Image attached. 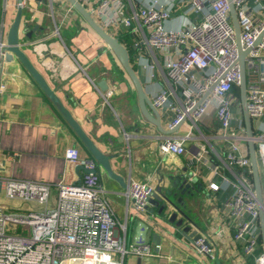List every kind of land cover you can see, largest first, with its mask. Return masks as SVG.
Listing matches in <instances>:
<instances>
[{"label": "built area", "instance_id": "2783aa9c", "mask_svg": "<svg viewBox=\"0 0 264 264\" xmlns=\"http://www.w3.org/2000/svg\"><path fill=\"white\" fill-rule=\"evenodd\" d=\"M77 2L111 36H123L134 67L143 61L141 66L149 71V78L157 77L164 82L165 89L154 94L152 105L174 113L166 126L168 131L183 120L197 130L191 161L208 168L218 179L205 181L206 189L228 193L223 204L225 213L212 214L206 235L192 241L197 253L205 261L213 260L216 242L224 235L218 225L221 221L225 237L233 243L235 251L240 248L241 260L252 257L254 264H264L263 253L259 251V206L247 152L249 138L238 92V48L228 0ZM231 4L239 25L241 49L247 50L246 109L264 182V0H231ZM75 13L71 6L65 7L61 23ZM173 15L182 17L184 22L177 31H168L164 23ZM8 60L9 52L1 35L0 95L6 89L1 75ZM110 94L106 92V97ZM210 113L217 122L215 137L221 144L219 154L214 151V161L208 149L211 137L204 135L198 125ZM184 139L164 137L158 150L167 155H185ZM1 146L0 141V150ZM63 157L69 165L87 171L79 184L0 178V189L6 199L21 204L34 202L41 207L39 211H27L21 206L8 209L0 205V264H127L130 258L139 262L168 259L171 239L157 233L152 246L144 237L148 226L155 223L145 209L156 192L151 184L129 179L123 190L126 210L137 220L139 230L127 242L119 233V229L125 232V225L117 221L108 192L100 185L96 161L81 156L76 147H66ZM199 176L201 172L193 170L190 181ZM52 192L55 200L51 204ZM262 199L264 206L263 191Z\"/></svg>", "mask_w": 264, "mask_h": 264}, {"label": "crops", "instance_id": "0c3cea01", "mask_svg": "<svg viewBox=\"0 0 264 264\" xmlns=\"http://www.w3.org/2000/svg\"><path fill=\"white\" fill-rule=\"evenodd\" d=\"M52 3L54 18L51 16L50 20L45 18L48 8L46 1L26 0L24 3L20 28L23 26L31 30L33 26H37L30 39L21 37V33L19 35L22 49L32 65L97 148L112 156L113 171L121 175L126 183L129 179L147 182L156 191L157 188L162 189V185H168L170 177L174 175L184 174L189 182L193 170L201 172V177L190 181L199 192L193 193V196L187 195L185 200L191 215L195 209L202 208L204 213L195 219L192 216V219L208 230L212 214L219 216L225 213L223 204L228 193H214L206 189L205 181L218 179L210 174L208 168L203 165L196 166L191 161L198 136L197 130L191 127L189 121L182 123L170 134H162L150 125L138 109L132 85L125 82L124 74H118L116 69L121 66L116 63L109 49L104 47V43H101V39L92 38L81 26L78 28L79 36L77 31L75 37L69 36V39L64 37L59 40L53 36L51 31L54 22L62 20L65 7L62 0H52ZM15 11L16 0H0V37L2 35L4 40ZM77 17L70 16L68 22H75ZM183 22L182 17L173 15L165 21L164 27L168 31H177ZM65 45L69 48L68 54L65 53ZM141 64L144 65L143 61ZM141 64L135 65L139 69L136 73L151 101L154 94L165 89V84L157 77L151 80L149 71L143 69ZM4 67L1 77L6 89L0 95V178L51 184L76 181L75 166L69 165L63 157L65 148L76 147L81 156H90L89 153L82 152L84 146L14 57H10ZM101 80L105 81L107 86L104 92L98 87ZM106 92H110V96L113 93L115 95L112 98L106 97ZM157 111L162 128L168 131L166 126L173 120L174 113L164 108H158ZM198 125L204 135L211 137L208 149L210 158L214 161L215 153L219 154L221 144L215 137L217 122L213 113ZM167 136L185 138V155H167L158 150L159 142ZM12 155L14 156L11 157ZM98 171L100 185L108 192L115 217L120 225H125V232L119 229V233L125 236L127 242H131L139 230L137 220L126 210L124 189L109 179L103 170L98 168ZM52 193L51 204L55 200V193ZM21 205L19 203V206ZM151 208L153 209L152 206ZM149 214L153 216L155 223L149 225L145 231V241L155 246L157 233L163 234L162 237L169 241L171 239L169 257L167 260L140 262L130 258L127 264H254L252 257L241 260L240 248L235 251L233 243L225 237L221 221L218 225L224 230V235L216 242L217 250L213 260L205 261L197 253L192 240L180 235L177 227L166 225L156 209ZM259 251L263 252L262 245Z\"/></svg>", "mask_w": 264, "mask_h": 264}, {"label": "water", "instance_id": "95a60500", "mask_svg": "<svg viewBox=\"0 0 264 264\" xmlns=\"http://www.w3.org/2000/svg\"><path fill=\"white\" fill-rule=\"evenodd\" d=\"M26 0H16V14L7 28L5 45L6 49L9 52V57H14L18 64L29 74L31 79L43 93L44 97L52 104L58 115L62 120L68 125V127L73 132L74 136L78 139L82 146L85 147L86 151L90 156L96 161L98 167L104 171V173L114 181L119 188L125 189L127 183L124 181V178L113 171L111 159L112 156L106 155L100 151L94 142L87 136L85 131L81 128L80 124L73 119L71 113L60 101L54 90L50 87L47 81L39 73L35 66L32 65L28 56L25 54L24 49L20 43V33L25 36V38L30 39L32 32H35L37 26L32 27V31L27 28H23L20 23L23 15V3ZM37 1H46L47 0H37ZM50 1V0H49ZM65 1L71 8L78 14L83 22L92 29L95 34L101 39L105 47H107L113 56L120 64L124 73L126 74L127 79L131 82L132 89L135 94V99L137 100L138 109L143 118L152 126L156 127L157 130L162 134H170L174 131H166L161 126V120L157 115V109L152 105V102L148 99L145 94L142 82L139 80L137 73L135 72L132 64H130L129 54L125 46H123L118 39L111 36L104 29H102L99 24H97L92 18L90 12L86 11L77 0H62ZM230 7V18L231 24L235 30L236 43L238 48V57L237 62L239 64L240 76H239V98L241 104L242 116L244 119L245 134L249 138L247 141V152H249L250 159V170L252 171V187L254 188L256 200L258 202V223L260 224V239L262 243L263 258H264V206L262 204V188L260 184V172L258 170V162L255 152V146L252 140V126L251 118L248 116L246 109V80H245V61L244 57L247 50L241 49V43L239 42V25H237L236 15L234 7L231 4V0H228ZM98 87L104 92L106 91V83L101 80L98 82ZM184 120L181 121L176 127L178 128ZM84 172H87L84 168L80 166H75V173L77 174V179L74 181L75 184H79L81 177ZM187 177L184 174L174 175L170 177V183L166 186L162 185L161 188H157L156 192L151 195L149 200V205L145 209L150 213L153 209L157 210L158 216L164 221L166 225H169L172 228H178L179 234L183 237L187 236L192 241L195 239L205 236L207 233V228L200 226L196 221H194L189 215L191 214L190 209L186 205L185 197L187 195L193 196V193L199 192L198 188L190 184V181H187ZM153 207V209L151 208ZM159 217V218H160ZM186 237V238H187ZM216 262H218L216 260ZM221 264V263H218Z\"/></svg>", "mask_w": 264, "mask_h": 264}, {"label": "rangeland", "instance_id": "374dc122", "mask_svg": "<svg viewBox=\"0 0 264 264\" xmlns=\"http://www.w3.org/2000/svg\"><path fill=\"white\" fill-rule=\"evenodd\" d=\"M63 6L64 7H68V4L65 2V1H63ZM52 5H53V3H52V0H47V6H48V10L46 9V15H45V18H48L47 20H50L52 17L54 18V16H53V12H52ZM54 6V5H53ZM22 12H23V10H22ZM76 14V13H75ZM78 17H77V19L78 20H76L75 22L74 21H64V22H62L61 23V21H59V22H54V25H53V29H52V31L51 32H53V36H56L55 38H59V40H62L64 37H67L68 39H69V36H70V38H73V37H75V31H77L78 32V36H79V33H80V31H78V28H79V26H81V27H83V29H85V30H87V32L92 36V38H97V39H100L96 34H95V32L92 30V29H90L86 24H85V22H83V20H82V18L78 15V14H76ZM52 16V17H51ZM75 19H76V17H75ZM79 24V25H78ZM64 26H67L66 28L64 27ZM24 35L23 34H21V37H23ZM101 41V40H100ZM101 43L103 44V42L101 41ZM104 45V44H103ZM104 47H105V45H104ZM65 48H66V52L65 53H67V51H68V53H69V48H68V46L67 45H65ZM110 51V50H109ZM111 52V51H110ZM67 53V54H68ZM112 57H113V54H112ZM114 58V60L116 61V63H118V61L116 60V58L115 57H113ZM134 69H135V72L137 71V72H139V69H138V67H134ZM124 76H125V74H124ZM120 82H122V81H120ZM125 82H127L128 83V85H131V82H129V80L127 79V77L125 76ZM133 88V87H132ZM114 93L110 96V98H112V97H114ZM133 95V94H132ZM243 146H245V144L243 143ZM260 177H261V188H262V191H263V196H264V182H263V177H262V174L260 175ZM21 204V203H20ZM0 205H4V206H6L8 209H17L18 208V206H19V202L18 201H14V200H12V201H10V200H8V199H6V197H5V194H4V192H3V190L2 189H0ZM21 207H22V209H24V210H27V211H30V210H33V211H39V210H41V207L39 206V205H37L36 203H34V202H30V203H22V205H21ZM200 207V206H199ZM201 208V207H200ZM204 212H202V208L201 209H199V210H196L195 209V211H194V214L193 215H191L190 213H189V215H191V217L193 216V219H195L196 217L198 218V216H200V215H202Z\"/></svg>", "mask_w": 264, "mask_h": 264}, {"label": "trees", "instance_id": "16d2710c", "mask_svg": "<svg viewBox=\"0 0 264 264\" xmlns=\"http://www.w3.org/2000/svg\"><path fill=\"white\" fill-rule=\"evenodd\" d=\"M119 36H121V35H119ZM119 36H117L116 39H118V41H119L123 46L126 47V49H127V51H128V54H129L130 64H132V58H131V51H130V48H129V46H126V45L124 44L123 36H122V37H119ZM132 66H133V64H132ZM133 68H134V66H133ZM134 70H135V69H134ZM116 71L118 72L119 75H123V74H125L124 71H123V69L120 68V67H119V68L117 67ZM125 76H126V74H125ZM82 152H83L84 154H88L87 151H86V149H85L84 147L82 148ZM88 155H89V154H88ZM85 156H87V155H85ZM87 157H90V156H87ZM259 243H260V245H262L260 237H259Z\"/></svg>", "mask_w": 264, "mask_h": 264}]
</instances>
